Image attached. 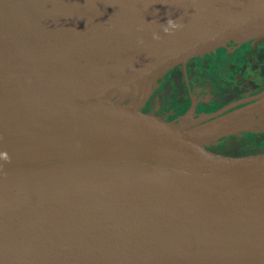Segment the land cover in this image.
I'll use <instances>...</instances> for the list:
<instances>
[{"label": "water", "instance_id": "water-1", "mask_svg": "<svg viewBox=\"0 0 264 264\" xmlns=\"http://www.w3.org/2000/svg\"><path fill=\"white\" fill-rule=\"evenodd\" d=\"M263 39L264 0H0V264H264V152L209 146L255 105L195 123L140 104Z\"/></svg>", "mask_w": 264, "mask_h": 264}, {"label": "flooded vegetation", "instance_id": "flooded-vegetation-1", "mask_svg": "<svg viewBox=\"0 0 264 264\" xmlns=\"http://www.w3.org/2000/svg\"><path fill=\"white\" fill-rule=\"evenodd\" d=\"M154 94L152 106H144L145 110L160 112L172 120H190L185 122L204 123L250 105L263 107L264 39L254 44L232 41L196 56L168 72ZM251 117L246 129L213 139L209 146L226 154L231 153L221 148L232 143L240 148L259 147L264 143V111L249 113ZM259 152L264 151L255 153ZM246 154L252 153L231 155Z\"/></svg>", "mask_w": 264, "mask_h": 264}, {"label": "rangeland", "instance_id": "rangeland-1", "mask_svg": "<svg viewBox=\"0 0 264 264\" xmlns=\"http://www.w3.org/2000/svg\"><path fill=\"white\" fill-rule=\"evenodd\" d=\"M243 44V43H241ZM191 80L190 78H188V81ZM190 83V81H189ZM191 84V83H190ZM192 85V84H191ZM155 91V90H154ZM154 91L152 93H149L147 94V96H145L143 98V100L141 101L140 104H142V106H152V103H153V100H152V97L155 95L154 94ZM153 95V96H152ZM213 120V119H212ZM210 121V120H209ZM236 133V132H235ZM221 138V137H220ZM218 139V138H217ZM221 150L225 151V152H228V153H231V154H240V153H245V152H251V153H255V152H258V151H264V143L261 144L259 147H251V148H240V146L238 145H233L230 144L226 147H222ZM261 153V152H259Z\"/></svg>", "mask_w": 264, "mask_h": 264}, {"label": "clouds", "instance_id": "clouds-1", "mask_svg": "<svg viewBox=\"0 0 264 264\" xmlns=\"http://www.w3.org/2000/svg\"><path fill=\"white\" fill-rule=\"evenodd\" d=\"M181 25L176 22V20L169 18L166 23L161 24V29L165 34H173L174 30L180 28ZM162 37L159 33H153L154 40H160ZM140 43L143 44V40H140ZM0 158H2L5 162L9 163L10 157L8 156L7 152L0 153Z\"/></svg>", "mask_w": 264, "mask_h": 264}, {"label": "bare ground", "instance_id": "bare-ground-1", "mask_svg": "<svg viewBox=\"0 0 264 264\" xmlns=\"http://www.w3.org/2000/svg\"><path fill=\"white\" fill-rule=\"evenodd\" d=\"M255 111L258 112V113L261 112V111H264V106H263V107H259L258 109H255V107H249V108L246 109L245 112H246V113H248V112H249V113H250V112H251V113H254ZM230 117H231V116H229V115L226 116V117L224 116V117L221 118V121L225 122V120H227V119L230 118ZM252 119H253L252 117L249 118V120H248L247 123H243V126H244V125L247 126V125L252 121ZM202 126H206L205 128H210L212 125H211V124H207V125H202ZM202 126H201V127H202Z\"/></svg>", "mask_w": 264, "mask_h": 264}]
</instances>
